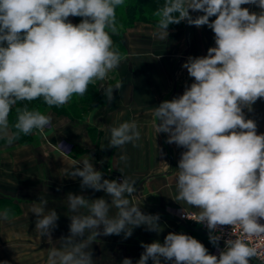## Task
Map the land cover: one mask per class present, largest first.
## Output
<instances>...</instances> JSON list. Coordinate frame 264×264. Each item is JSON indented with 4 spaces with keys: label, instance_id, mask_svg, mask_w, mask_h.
<instances>
[{
    "label": "clouds",
    "instance_id": "1",
    "mask_svg": "<svg viewBox=\"0 0 264 264\" xmlns=\"http://www.w3.org/2000/svg\"><path fill=\"white\" fill-rule=\"evenodd\" d=\"M123 4L0 0V139L11 145L21 134H43L52 125L50 114L25 106L17 109L10 126L9 114L18 101L42 97L49 107L64 105L119 67L123 57L114 50L111 34L117 32L116 10ZM242 5H256L261 11L250 12ZM190 10L203 14L193 17ZM155 15L161 40L167 39L170 25L182 21L197 28L206 25L215 37L207 55L189 56L182 64L194 82L182 95L154 107L156 132L168 134L167 143L186 149L178 161L176 200L200 210L194 221L206 225L213 245L218 246L222 235L217 233H223L224 225H238L244 238L226 239L216 256L194 237L169 232L163 243H142L144 252L136 264H250L257 249L245 238L264 236V134H257L256 122L244 109L252 111L264 98V0H166ZM70 16L83 19L74 25ZM122 87L118 81L104 88L107 102ZM108 131L112 148L135 146L141 135L135 120ZM119 158L127 161L126 155ZM72 164L68 176L81 178V189L103 191L110 203L104 197L88 199L69 192L70 234L61 238V248L48 251L47 264H94L88 249L99 235L123 233L128 238L139 226L162 231L159 214H145L132 203L135 181L124 176L120 181L104 179L88 156ZM47 203L40 197L31 208L40 238H51L59 219L55 209H46ZM0 220H9L7 209L0 212ZM122 264L132 260L124 258Z\"/></svg>",
    "mask_w": 264,
    "mask_h": 264
},
{
    "label": "crops",
    "instance_id": "2",
    "mask_svg": "<svg viewBox=\"0 0 264 264\" xmlns=\"http://www.w3.org/2000/svg\"><path fill=\"white\" fill-rule=\"evenodd\" d=\"M149 1L124 0V4L117 7V32L110 34L114 50L117 49L116 37H120L123 50L119 52L123 60L106 80L93 82L96 98L88 103L80 95L75 101L70 98L64 104L66 113L45 108L41 113L52 116V125L43 134L33 131L30 141L17 139L8 145L0 139V212L9 211V220H0V264L4 261L8 264H47L48 251L54 248L53 232L70 225L72 213L68 212L66 202L69 192L88 199L104 197L110 203V197L103 191L81 189V178L68 176L73 169L72 161L80 162L85 156L103 173L104 179L120 181L124 176L135 181L137 191L130 197L132 203L145 214H159L158 223L162 227L159 233L148 231L145 226L135 227L128 238L123 233L97 236L89 246L94 249L96 264H122L124 258L136 264L144 252L142 243H163L169 232L194 237L212 255L219 256L224 249L219 242L218 246L210 242L209 232L190 228L172 213L178 208L200 210L176 200L178 161L186 149L167 143L168 134L156 132L153 115L154 107L182 95L194 82L182 64L189 56L207 55L208 48L215 46L214 32L206 25L197 28L183 21V28L181 24L170 25L167 39L161 40L156 34L159 18L151 13L155 6ZM241 7L250 12L261 11L256 5ZM190 14L195 17L203 13L190 10ZM82 19L68 17L74 25ZM214 19L211 17L210 21ZM186 49L188 52L183 57ZM118 81L123 82V87L114 92V99L109 103L103 89ZM244 112L256 122L257 134H264V98L252 105V111L244 109ZM132 120L136 121L141 134L135 146L128 143L123 148L108 147V129ZM63 142L72 145L71 152L61 149ZM121 155H126L127 161L120 160ZM23 159L31 163L28 170L21 167L26 166ZM54 188L61 193L55 194ZM40 197L48 200L46 209H55L59 216L51 238H40L35 230L36 216L31 208ZM115 211L113 209L112 214ZM148 264L153 262L149 260ZM250 264L260 263L251 258Z\"/></svg>",
    "mask_w": 264,
    "mask_h": 264
},
{
    "label": "built area",
    "instance_id": "3",
    "mask_svg": "<svg viewBox=\"0 0 264 264\" xmlns=\"http://www.w3.org/2000/svg\"><path fill=\"white\" fill-rule=\"evenodd\" d=\"M60 147L65 151H70L72 148L71 144L67 142L61 143ZM120 179L122 180V178ZM172 213L175 214L179 218V220L184 222L186 225L190 227L200 228L203 231L209 232L205 224L197 223L196 221H194V218L198 215L199 212L189 211L184 209H175L172 211ZM260 223L264 224V219H261ZM220 227L223 228V233H217V234L222 235L219 241L222 248L225 247L224 241L226 239L244 238L242 231L238 225L235 226L224 225ZM245 242L248 243L249 246L255 247L257 249V256L253 257L252 259L259 262L260 264H264V236L245 238Z\"/></svg>",
    "mask_w": 264,
    "mask_h": 264
},
{
    "label": "rangeland",
    "instance_id": "4",
    "mask_svg": "<svg viewBox=\"0 0 264 264\" xmlns=\"http://www.w3.org/2000/svg\"><path fill=\"white\" fill-rule=\"evenodd\" d=\"M151 2H153L154 4H152L153 6H155L154 8H152V12L151 13H153L154 15H155V12L158 10V9H160L163 5H164V3L166 2V0H150ZM149 1V3H151ZM145 2V1H144ZM156 16V15H155ZM157 17V16H156ZM159 18V17H158ZM180 24H181V27L183 28V26H184V24H183V21L181 22V23H179V24H174V26L175 27H177V26H180ZM171 26H173V25H171ZM184 46V45H183ZM90 96H94V98H96V96H97V92L92 88V87H88V89H87V91L85 92V94L83 95V96H81V98H82V100L83 101H86V100H88L89 98H90ZM78 97H79V95H77V94H73V96L71 97V98H73L74 99V101L75 100H77L78 99ZM85 103H88V101L87 102H85ZM67 152H71V151H67ZM25 159H23V161H24ZM24 163H26V166H21V167H26V169L28 170L29 169V167L28 166H30L31 165V163L30 164H28V160H27V162L26 161H24L23 162V164ZM7 164H8V162H7ZM22 171L24 172V170H23V168H22ZM5 176H3L2 178H4ZM5 178H7V176L5 177ZM7 180V179H6ZM54 191V193L55 194H60L61 193V190H58V189H53ZM50 191L52 192V189H50ZM178 209H184V208H178ZM175 210V209H174ZM184 210H189V209H184ZM189 211H194V210H189ZM198 212V211H197ZM58 225L59 226H61V224L60 223H58ZM66 228H69L68 226H66V227H64V229H62V228H56L55 229V231L53 232V234H54V237L52 238V240H53V246H54V248H61L62 247V240H61V238L62 237H66V236H68L70 233H69V230H67ZM191 228H193V229H197V230H201L200 228H196V227H191ZM64 230H66V231H64ZM93 246H91V248H92ZM89 251H92V255H93V261H94V264H96V262H95V253L93 252V250L94 249H88Z\"/></svg>",
    "mask_w": 264,
    "mask_h": 264
},
{
    "label": "trees",
    "instance_id": "5",
    "mask_svg": "<svg viewBox=\"0 0 264 264\" xmlns=\"http://www.w3.org/2000/svg\"><path fill=\"white\" fill-rule=\"evenodd\" d=\"M116 38H117V41L115 43V47H117L116 50L119 52L120 50L121 51L123 50V45L121 44L120 37H116ZM88 87H92L93 88V83H90L88 85ZM92 99H94V96H90V98L88 100L84 101V102H87V101L89 102ZM25 106H27V108L29 110H38L40 112L43 111L45 108H51V109H53L55 111H58L59 113H66V107H64V105L49 107L48 105H46L44 103L42 97L37 98V99H35L33 101H18L17 104L15 106H13V108L11 109L10 114H9V121H10L11 125H13L16 122L17 109H22ZM14 131H16V130L14 129ZM18 139L20 141H22V142L30 141L32 139V134H28V135L21 134Z\"/></svg>",
    "mask_w": 264,
    "mask_h": 264
},
{
    "label": "water",
    "instance_id": "6",
    "mask_svg": "<svg viewBox=\"0 0 264 264\" xmlns=\"http://www.w3.org/2000/svg\"><path fill=\"white\" fill-rule=\"evenodd\" d=\"M187 52H188V49H186V52H185V54L183 55V57L186 55ZM176 88H177V85H175L174 91L176 90Z\"/></svg>",
    "mask_w": 264,
    "mask_h": 264
}]
</instances>
